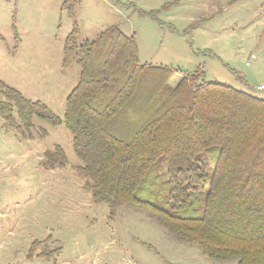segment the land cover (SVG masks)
<instances>
[{"label":"rangeland","instance_id":"1","mask_svg":"<svg viewBox=\"0 0 264 264\" xmlns=\"http://www.w3.org/2000/svg\"><path fill=\"white\" fill-rule=\"evenodd\" d=\"M64 2L0 0V81L58 117L78 81L76 65L62 67L74 25L78 44L110 27L132 36L140 64L179 71L169 87L201 69L205 82L264 99V0H76L72 17ZM33 124L23 137L0 118V264H237L206 258L144 211L95 203L70 133ZM55 146L67 163L42 168Z\"/></svg>","mask_w":264,"mask_h":264},{"label":"trees","instance_id":"2","mask_svg":"<svg viewBox=\"0 0 264 264\" xmlns=\"http://www.w3.org/2000/svg\"><path fill=\"white\" fill-rule=\"evenodd\" d=\"M75 4L63 3L71 17ZM77 34L63 46L62 67L79 69L63 116L0 81L4 127L25 137L34 119L63 126L95 203L144 211L206 258L264 264V99L205 82L201 69L169 87L179 71L140 64L132 36L110 27L78 44ZM66 163L55 146L40 166Z\"/></svg>","mask_w":264,"mask_h":264},{"label":"built area","instance_id":"3","mask_svg":"<svg viewBox=\"0 0 264 264\" xmlns=\"http://www.w3.org/2000/svg\"><path fill=\"white\" fill-rule=\"evenodd\" d=\"M253 60H255V56L251 55L250 58H249V61H253ZM247 65H248V63H247ZM260 88L263 89L264 87L261 86Z\"/></svg>","mask_w":264,"mask_h":264}]
</instances>
